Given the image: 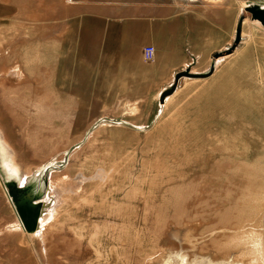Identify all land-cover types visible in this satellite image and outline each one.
I'll use <instances>...</instances> for the list:
<instances>
[{"label":"rangeland","instance_id":"374dc122","mask_svg":"<svg viewBox=\"0 0 264 264\" xmlns=\"http://www.w3.org/2000/svg\"><path fill=\"white\" fill-rule=\"evenodd\" d=\"M0 264H264V0H0Z\"/></svg>","mask_w":264,"mask_h":264},{"label":"crops","instance_id":"0c3cea01","mask_svg":"<svg viewBox=\"0 0 264 264\" xmlns=\"http://www.w3.org/2000/svg\"><path fill=\"white\" fill-rule=\"evenodd\" d=\"M220 35H222V32H219ZM143 36V35H142ZM157 40H163V44L166 47V55H165V67H169V65H173L176 58L174 57L175 54L174 51H172L170 47V42L169 39L170 37L166 36L165 33L160 30L159 32H156L154 34ZM145 37V33H144ZM167 37V39H166ZM121 42L118 43L117 45L119 46V51L118 53L122 52H128V42L125 34L121 35ZM167 41H166V40ZM160 43V42H158ZM82 54L79 56L78 53L76 55H67L65 58L61 60V69L62 71H65L67 73H70V75L74 76L75 78V86L83 85L84 87H94L97 85H104L109 88L107 93H114V94H127V86L128 82L127 80L131 76L133 79H137V74L136 72L131 75L128 74V70H133L137 68V64L132 66L131 60L128 59L127 57H119L118 60H115L116 62L111 63V61H114L113 57L107 58L106 54L103 59H101V62L97 65L98 67L94 68L89 65H85L79 57L83 58V55H86L85 53L87 50H82ZM31 55V54H29ZM167 59V60H166ZM110 61V62H109ZM183 68V67H181ZM180 68V69H181ZM118 70L116 73L115 70ZM39 72H46L45 68H38ZM18 71V70H17ZM20 71V70H19ZM16 72V71H15ZM11 73V72H10ZM8 75V73H7ZM97 78V81L95 80ZM117 80V81H116ZM29 84V83H28ZM136 86V81L134 82ZM65 86V84H63ZM71 85H67L65 88V92L68 93H76L77 94V89H71ZM92 93L94 91L90 90ZM134 93L137 94V90H134ZM106 105H103L102 107H105Z\"/></svg>","mask_w":264,"mask_h":264},{"label":"bare ground","instance_id":"6f19581e","mask_svg":"<svg viewBox=\"0 0 264 264\" xmlns=\"http://www.w3.org/2000/svg\"><path fill=\"white\" fill-rule=\"evenodd\" d=\"M15 76V75H14ZM174 91V90H173ZM166 101L167 100H165L164 98L160 101L161 103H164V104H166ZM89 177V176H88ZM87 176H85L84 174H79V175H77V177H75V179L73 180V179H70L69 178V176L68 175H64V176H62L59 180H58V183H60L62 186H64V187H68L70 184H72L73 182H76V184H79V185H81V184H87L89 181H90V179L88 178ZM95 177V176H94ZM26 204V203H25ZM50 211H48V213H49ZM44 215L41 217V220H39V221H41L40 222V224L39 223H37L36 224V226H37V232L35 233V235H39L40 234V232H41V230H42V228H43V225H42V223H43V220H44ZM33 237V236H32Z\"/></svg>","mask_w":264,"mask_h":264},{"label":"built area","instance_id":"2783aa9c","mask_svg":"<svg viewBox=\"0 0 264 264\" xmlns=\"http://www.w3.org/2000/svg\"><path fill=\"white\" fill-rule=\"evenodd\" d=\"M155 49L153 46H145L142 52L143 59L147 62H151L154 59Z\"/></svg>","mask_w":264,"mask_h":264}]
</instances>
